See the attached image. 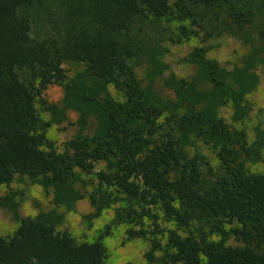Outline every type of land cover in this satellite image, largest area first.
Here are the masks:
<instances>
[{"label": "trees", "instance_id": "obj_1", "mask_svg": "<svg viewBox=\"0 0 264 264\" xmlns=\"http://www.w3.org/2000/svg\"><path fill=\"white\" fill-rule=\"evenodd\" d=\"M262 16L264 0H0V187L27 176L57 206L88 196L97 214L126 201L102 237L140 224L127 234L150 240L143 264H264V120L253 134L239 126L264 56L254 48L229 69L195 46L182 61L196 73L165 79L173 98L144 84L131 63L148 28L162 50L165 41L248 39ZM66 62L84 68L70 77ZM52 84L64 89V109L43 97ZM229 105L232 121L222 113ZM71 108L80 130L60 150L48 130ZM100 162L105 169L87 180ZM23 200L21 190L0 200L19 224L0 235V264H107L101 239L58 230L55 212L22 216ZM154 208L174 226H161Z\"/></svg>", "mask_w": 264, "mask_h": 264}, {"label": "rangeland", "instance_id": "obj_2", "mask_svg": "<svg viewBox=\"0 0 264 264\" xmlns=\"http://www.w3.org/2000/svg\"><path fill=\"white\" fill-rule=\"evenodd\" d=\"M40 27L41 22L38 27H34V30L39 31ZM261 29L264 31V16L258 18L255 25L247 28L246 36L248 39L241 36L223 35L206 43H202L199 38H193L180 44L165 41L163 44L166 48L160 50L156 47L160 39L158 34L154 29L148 28L147 31L137 33L139 40L143 43L144 51L133 58L131 63L136 75L144 81V84H149L163 98H173L175 93L165 85V79L173 73L179 77H190L196 73L197 70L193 65L182 61L183 57L195 46H208V56L219 61L222 66L231 69L239 65L243 58L251 53L254 48H258L260 54L264 56V34L261 35ZM63 66L70 77L75 76L84 68L83 64L72 62H66ZM259 74V84L248 96L253 109L249 117L242 124H239L240 127H245L252 134L256 126L264 120L263 68L259 69ZM64 96V89L58 84L50 85L43 94L44 99L50 103H56L61 109L65 108ZM37 107L45 119H53V114L50 111H44L41 100L37 101ZM232 112L230 105L222 110L223 115L230 121H232ZM66 115V118L63 117L60 122L54 123L48 130V136L60 150H63L65 142L72 139L80 130L78 125L79 112L71 108L66 110ZM95 125L93 118L88 131H92ZM105 166V162L98 163L95 167V173L87 176V180L95 179L96 172L105 169ZM87 188L93 190L95 185L89 181ZM12 190L24 192V200L19 207L22 216L33 217L43 212H55L61 216L60 222L57 223L58 230L68 231L82 240L96 241L101 239L107 248V264L127 262L143 264L146 262L145 252L151 248L150 240L144 238L130 239L127 234L129 228H139L140 224H135L136 222L119 224L113 228L110 234L102 237L106 225L115 216L116 207L125 205L126 201H119L97 214L96 208L92 205L88 196L76 201L72 208L65 205L57 206L54 203L53 193L51 191L46 192L41 185L27 176L16 175L9 185L0 187V200ZM154 209L159 215L158 220L161 226H174V223L165 221L160 210ZM144 223L149 230L154 229L152 219L146 218ZM18 225V222L13 218L12 211L7 206L0 204V235L13 234Z\"/></svg>", "mask_w": 264, "mask_h": 264}]
</instances>
